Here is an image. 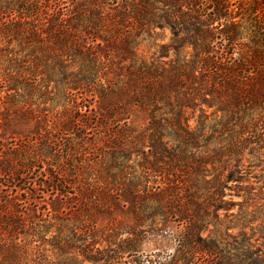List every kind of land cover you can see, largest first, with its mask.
I'll return each instance as SVG.
<instances>
[{"label": "trees", "instance_id": "1", "mask_svg": "<svg viewBox=\"0 0 264 264\" xmlns=\"http://www.w3.org/2000/svg\"><path fill=\"white\" fill-rule=\"evenodd\" d=\"M37 100L64 105V135L101 136L99 182L75 184L64 162L34 180L59 199L77 192L63 216L21 211L17 184L0 182V264H264V0H0V102L27 115ZM133 106L145 124L130 123ZM13 156L0 155V175L15 181L30 164ZM87 190L91 208L132 223L73 226ZM170 222L173 250L142 255Z\"/></svg>", "mask_w": 264, "mask_h": 264}, {"label": "rangeland", "instance_id": "2", "mask_svg": "<svg viewBox=\"0 0 264 264\" xmlns=\"http://www.w3.org/2000/svg\"><path fill=\"white\" fill-rule=\"evenodd\" d=\"M165 34L166 40L168 33L166 32ZM162 35V31L159 32V36L163 37ZM153 50L154 48L150 47L149 42H144L140 46V52H143L146 56L151 55ZM84 105H88V103H82L80 107L76 108L77 111H79L80 115L83 113L85 118L92 117L88 116V114H91V111H86L88 109L85 108ZM6 106L7 105L1 104L0 102V155L4 154L5 156H9V159H16L13 154H21L24 158H28V162L30 164L29 169L20 168L17 170L19 175L15 178V181H13L10 176L0 175V182L3 184H7L9 186L17 184V190L15 193L19 198L18 209L27 213L30 212V208L35 207L37 211H40L41 209L44 213H46V211L57 212L60 216H63L65 211H69V208H77L79 205V198L77 196V192L72 188L63 190L72 191L74 193L67 192V197L59 199L55 195H50V192H43L42 190H39L37 185L34 184V180L40 182L41 180L47 179L49 176L48 172L64 162L65 166L68 167L69 170L70 167L72 168L67 175L69 176L68 178L70 181L75 182V184H81L83 187H85L84 184L91 186L98 184L99 181L96 177L97 174L94 169L96 168V163L98 162L95 157L98 154L100 144H102L100 142L101 136L94 139L97 143L93 147V145L89 143V138H91L89 133L92 132L90 129L82 127L76 130V132H73V129H71V132L66 135L59 131L58 129L60 127L57 122H60L61 118H58L59 114L56 117L53 115L54 113L60 111L64 105H58L54 102L42 103L40 100H37L34 103H30L31 110L30 112L28 111L29 113L27 115L12 114L10 110H6ZM90 106L95 107V103L92 102ZM43 113L47 114L45 116L46 118L42 117ZM129 113V121L133 126L137 127L146 123V114L141 108L135 106L130 107ZM77 118L74 119L77 120ZM94 122L95 121L89 119L90 124ZM54 125H56L57 128H55ZM76 135L79 137H76ZM50 141L56 142L57 145H62L63 149H59V147L56 146V150L53 152L51 151L52 156L42 159L38 157L39 154L36 149H33L31 155L30 152H28L31 151L32 148L45 150ZM69 142L74 144H71L73 146L72 150L70 148L66 149V152L71 154L69 156H65L63 155V153H65L64 147L67 146ZM20 143L24 144L26 148L27 146H32L31 150H26L25 148L23 150L16 151V147ZM88 154L91 155L87 157ZM25 182L31 183L28 185L29 194L26 193L25 189H21L23 188V183ZM91 186H88L89 189H91ZM89 191L87 190L82 198V201L85 202L87 209L86 212L84 211V220L80 221V219L74 218L73 226H81L89 215L96 220L97 228L103 232H110V230L117 224V221L121 222L123 227L126 224L132 223L133 220L130 216L124 214L119 209L114 208L112 213H106L101 211L99 208H91L90 198H93V196L90 197ZM75 215L76 214H74V216ZM85 225L88 226L87 224ZM165 229L167 230L165 232H150L145 236L144 242L140 246V253L142 255L154 252H169L173 250L174 236L178 228L175 223L170 222L167 223ZM62 230H65V227H62ZM100 234L101 233L99 232L98 235ZM82 264L101 263L84 261Z\"/></svg>", "mask_w": 264, "mask_h": 264}]
</instances>
